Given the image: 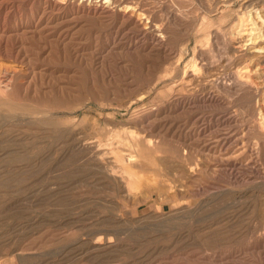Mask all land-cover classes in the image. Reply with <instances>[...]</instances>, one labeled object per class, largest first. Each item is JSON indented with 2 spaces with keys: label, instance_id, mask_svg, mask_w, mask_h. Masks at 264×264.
I'll use <instances>...</instances> for the list:
<instances>
[{
  "label": "rangeland",
  "instance_id": "rangeland-1",
  "mask_svg": "<svg viewBox=\"0 0 264 264\" xmlns=\"http://www.w3.org/2000/svg\"><path fill=\"white\" fill-rule=\"evenodd\" d=\"M239 1L0 0V264H264L259 94L183 78L239 65Z\"/></svg>",
  "mask_w": 264,
  "mask_h": 264
},
{
  "label": "bare ground",
  "instance_id": "bare-ground-1",
  "mask_svg": "<svg viewBox=\"0 0 264 264\" xmlns=\"http://www.w3.org/2000/svg\"><path fill=\"white\" fill-rule=\"evenodd\" d=\"M2 1V0H1ZM119 1V0H118ZM197 3L196 5H200L203 8V12L205 16H209L213 13H217L220 17H223L225 12L229 9H231L234 1L236 0H195ZM117 2V1H116ZM192 2V1H190ZM238 8L241 10V15L238 17L239 20V27L241 28L243 33H239L240 30H237L238 36H230L227 34L222 35V44L223 47L228 50L227 59L229 58H236L238 59V66L232 70L226 77L219 78L217 76V70L215 71L213 68V65H211L209 62L202 61V62H191L183 68V78H185V81H194L198 77L203 76L209 78V80L214 85L217 93L216 95H212L211 99H220V94L222 96H232L236 94L237 96L244 93V92H251L255 95H258V108L259 109V115L264 116V0H240L239 1ZM262 2L260 5L259 3ZM122 3V2H121ZM123 4V3H122ZM125 4V2H124ZM191 4V3H190ZM189 4V6H190ZM193 4V3H192ZM191 4V6H192ZM121 5V4H120ZM128 5V4H127ZM126 5V6H127ZM125 6V7H126ZM199 6V8H200ZM137 7V6H136ZM196 7V6H195ZM198 7V6H197ZM124 9V6L122 7ZM129 8V5H128ZM126 8V9H128ZM132 8V7H131ZM119 9V8H118ZM133 9V8H132ZM166 9V8H165ZM171 9V8H170ZM176 9V8H175ZM186 9V8H185ZM201 9V8H200ZM234 9V8H233ZM122 10V9H121ZM144 10V9H143ZM177 10V9H176ZM187 10V9H186ZM189 10V9H188ZM191 10V9H190ZM194 10V9H193ZM125 11V10H124ZM147 11V10H145ZM173 11V10H172ZM179 11V10H178ZM177 11V12H178ZM140 12V11H139ZM144 12V11H143ZM174 12V11H173ZM182 12V11H181ZM200 12V11H197ZM122 13V12H121ZM149 13V12H148ZM181 16V13H179ZM190 14V13H189ZM195 14V11H194ZM200 14V13H199ZM216 14V15H217ZM128 15V14H127ZM198 15V13H197ZM196 15V17H197ZM136 16V15H135ZM143 16V15H142ZM200 16V15H199ZM218 16V17H219ZM141 17V16H140ZM148 17V16H147ZM151 17V16H150ZM171 17V16H168ZM182 17V16H181ZM125 18V17H124ZM153 18V17H152ZM211 18V17H210ZM126 19V18H125ZM146 19V18H145ZM151 19V18H150ZM205 19V17H204ZM169 20V19H168ZM174 21V19H172ZM172 20L169 24L172 23ZM203 20V19H201ZM150 22V20H149ZM202 22V21H201ZM209 18L206 20V24H208ZM131 23V22H130ZM154 23V22H153ZM163 23V22H162ZM166 23V22H165ZM176 23V21H174ZM173 23V24H174ZM168 24V25H169ZM177 24V23H176ZM187 24V23H186ZM189 24V23H188ZM147 25V24H146ZM146 25L144 27H146ZM152 25V24H151ZM157 25V23L155 24ZM166 25V24H165ZM138 26V25H137ZM154 26V25H153ZM143 27V26H142ZM161 27V25H160ZM154 28V27H153ZM164 28V26H163ZM162 28V29H163ZM199 34L203 35L205 40L209 39V35L213 36L211 33V29H209V24L204 25L201 24V26L198 27ZM236 28V29H237ZM140 29V28H139ZM235 29V30H236ZM157 30V29H156ZM167 30V28H166ZM234 30V33L236 32ZM155 31V30H154ZM153 32V31H152ZM198 33V32H197ZM235 33V34H237ZM150 34V33H149ZM159 34V31H158ZM232 34V33H231ZM156 35V34H155ZM160 35V34H159ZM158 35V36H159ZM162 36V35H161ZM164 36V35H163ZM162 36V38H163ZM215 36V33H214ZM161 38V39H162ZM165 39V38H164ZM211 40V39H210ZM216 43V40H211ZM213 43V44H214ZM216 45V44H214ZM213 45V46H214ZM197 47V46H196ZM215 47V46H214ZM217 49V48H216ZM199 53V52H198ZM200 54V53H199ZM220 56V54H219ZM222 56V55H221ZM226 56V54H225ZM201 57V55H200ZM194 58V56H193ZM198 59V57L196 58ZM191 60V59H190ZM202 60V59H201ZM205 60V59H204ZM223 61V60H222ZM227 61V60H226ZM225 61V62H226ZM188 62V60H187ZM221 64V63H220ZM219 64V65H220ZM253 66V68H252ZM233 69V68H232ZM243 69V71H241ZM221 72V71H220ZM256 74V77L261 79V85L257 83L255 78H253L252 74ZM12 76V75H11ZM255 77V76H254ZM187 78V80H186ZM9 77L5 76L2 78L1 82L2 85L5 87L6 85H9L10 82ZM164 79V78H163ZM176 79V78H175ZM206 79V80H207ZM182 80V79H181ZM199 81V80H198ZM197 82V81H196ZM182 83V82H181ZM194 84V83H193ZM204 84V82H203ZM192 85V84H191ZM190 85V86H191ZM2 88V86L0 88ZM8 87V86H7ZM192 87V86H191ZM208 87V86H206ZM203 86V88H206ZM213 87V88H214ZM196 88V87H194ZM199 89V88H198ZM207 89V88H206ZM200 91V90H199ZM212 92V91H211ZM246 93V94H247ZM245 94V93H244ZM245 94V95H246ZM202 95V94H201ZM252 96V95H251ZM249 96V97H251ZM201 99V98H200ZM207 100V99H206ZM251 100V99H250ZM203 101V100H202ZM215 102V101H214ZM211 102V103H214ZM236 100L234 101V103ZM204 103V102H203ZM208 104V102H206ZM218 103V102H217ZM216 103V105H217ZM251 103V102H250ZM193 105V103H191ZM195 104V103H194ZM210 104V103H209ZM241 104V103H240ZM196 105V104H195ZM194 105V106H195ZM198 105V104H197ZM205 104H203L204 106ZM211 105V104H210ZM214 105V104H212ZM247 105V104H246ZM243 106V105H242ZM253 106V105H252ZM245 107V106H244ZM254 107V106H253ZM247 108V107H246ZM256 108V107H254ZM232 110V109H231ZM242 110V109H241ZM260 110L262 112H260ZM191 111V110H190ZM227 112V111H226ZM235 113V112H234ZM233 114V113H230ZM227 114V115H230ZM236 115V114H235ZM257 115V114H256ZM34 117V116H33ZM35 118V117H34ZM263 117H260V119ZM231 119V118H230ZM234 119V118H233ZM258 119V120H260ZM264 119V118H263ZM229 121V120H228ZM31 122V121H30ZM230 123V122H229ZM256 125L258 127V130L260 133L264 135V121H257ZM246 127V126H245ZM251 129V128H250ZM245 130V129H243ZM242 134V133H241ZM240 134V135H241ZM221 135V134H220ZM236 135V134H235ZM248 136V135H247ZM238 137V136H237ZM228 139V138H227ZM86 140V139H85ZM217 140V139H216ZM231 140V139H230ZM229 140V144H230ZM240 140V139H239ZM221 141V140H220ZM85 142V141H84ZM207 142V141H206ZM243 142V141H242ZM86 143V142H85ZM80 144V143H79ZM211 145V144H209ZM227 145V144H226ZM88 146V145H87ZM85 146V147H87ZM149 146V145H148ZM241 148V147H240ZM243 149V148H242ZM98 154V153H97ZM207 154V153H206ZM209 154V153H208ZM231 155V154H230ZM234 155V154H232ZM100 156V155H99ZM220 157V155H219ZM222 157V156H221ZM123 158V156H122ZM146 158V157H145ZM101 159V158H100ZM99 160V159H98ZM103 161V159H102ZM131 161V159L129 160ZM254 161V160H253ZM108 162V161H105ZM120 162V161H119ZM111 163V162H110ZM106 168V167H105ZM105 171V170H104ZM122 177L121 181L124 184V187L127 189L128 193L132 192L133 190L136 191L137 188L142 184V180L136 176L134 172L131 171L130 165L124 164V167L122 168ZM108 173V172H106ZM110 175V173H109ZM119 178V179H120ZM149 179V178H147ZM151 180V179H149ZM123 186V185H122ZM124 188V189H125ZM122 189V188H121ZM139 190V189H138ZM135 193V192H134ZM132 192V194H134ZM133 196V195H131ZM130 196V197H131ZM128 197V196H127ZM145 197V195H144ZM107 240V239H105ZM108 242L110 243V240L108 239ZM100 247V246H99Z\"/></svg>",
  "mask_w": 264,
  "mask_h": 264
}]
</instances>
